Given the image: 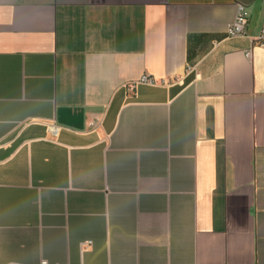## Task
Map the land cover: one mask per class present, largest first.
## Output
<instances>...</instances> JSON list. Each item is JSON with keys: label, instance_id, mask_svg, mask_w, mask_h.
Wrapping results in <instances>:
<instances>
[{"label": "crops", "instance_id": "obj_1", "mask_svg": "<svg viewBox=\"0 0 264 264\" xmlns=\"http://www.w3.org/2000/svg\"><path fill=\"white\" fill-rule=\"evenodd\" d=\"M263 25L264 0H0V264H264Z\"/></svg>", "mask_w": 264, "mask_h": 264}, {"label": "built area", "instance_id": "obj_2", "mask_svg": "<svg viewBox=\"0 0 264 264\" xmlns=\"http://www.w3.org/2000/svg\"><path fill=\"white\" fill-rule=\"evenodd\" d=\"M248 22V12L245 8V6L242 3L236 4V13L233 18V20L230 22V24L227 27V33L229 36H237L245 33L246 25ZM253 44L264 47V25L259 29L256 35L252 37ZM245 56L250 57L251 56V48L247 49L245 51ZM165 84L166 80L161 78L160 80H156L152 75L149 73H143L137 78L130 80L129 82L125 83V86L133 88L137 84ZM49 131L51 134L56 135L57 134V125L55 123H50L48 125Z\"/></svg>", "mask_w": 264, "mask_h": 264}]
</instances>
